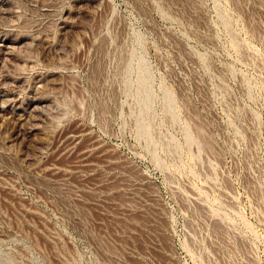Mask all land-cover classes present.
I'll return each instance as SVG.
<instances>
[{"label":"rangeland","instance_id":"374dc122","mask_svg":"<svg viewBox=\"0 0 264 264\" xmlns=\"http://www.w3.org/2000/svg\"><path fill=\"white\" fill-rule=\"evenodd\" d=\"M0 264H264V0H0Z\"/></svg>","mask_w":264,"mask_h":264}]
</instances>
